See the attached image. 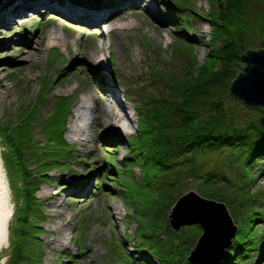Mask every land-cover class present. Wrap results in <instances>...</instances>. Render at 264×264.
<instances>
[{
    "label": "rangeland",
    "instance_id": "1",
    "mask_svg": "<svg viewBox=\"0 0 264 264\" xmlns=\"http://www.w3.org/2000/svg\"><path fill=\"white\" fill-rule=\"evenodd\" d=\"M16 1L0 7V140H4L0 142V167L9 199L0 264H186L200 234L195 223L171 228L168 213L172 205L165 208L164 196L188 191L225 205L236 237L243 242L233 264H264V257L260 258L264 250V156L253 157V145L215 150L204 144L188 161L173 167L181 174L170 173L169 184L156 169L155 173L148 170L147 157H138L139 163L131 167L124 162L133 139L148 153L145 135L140 141L132 137L137 134L135 108L141 100L147 102L144 109H149L154 106L152 98L166 103L174 96L159 76L178 82L192 55L200 66L209 50L221 44L211 41L208 46L212 25L207 1L173 0L181 4L179 9L168 0H94L113 12L108 23L99 24L70 19L44 5L34 10L26 6L12 20L2 19V10ZM66 2L84 4V0ZM152 4L150 13L159 22L145 10ZM211 4L213 11L218 1ZM263 8L262 0L247 3L245 16L254 31ZM119 25L121 30L116 29ZM220 32L216 27L215 38L222 37ZM56 35L64 41H52L50 37ZM254 38L245 39L247 49L261 48L248 46ZM30 48L33 58L26 56ZM52 58L56 63L49 68ZM211 63L209 58L208 69ZM66 64L64 76L54 79ZM105 85L114 94L104 90ZM103 90L124 116L119 134H107V126L94 122L93 107L105 96ZM221 92L228 96L224 98L227 107L238 115L248 113L227 89ZM113 95L128 116L115 105ZM254 108L252 116L260 113L257 108L263 109ZM75 123L81 132L70 131ZM139 164H145V178ZM112 167L120 182L115 172L108 171ZM205 212L202 215L223 221L224 234H229L221 208ZM23 215L28 219L23 224L28 233L21 236L16 226ZM79 233L83 235L74 242ZM184 240L185 244L194 240L186 257L163 255L161 262L150 254L178 252ZM209 241L207 237L206 245ZM230 244L214 264L224 263ZM202 252L201 260L206 255L203 248Z\"/></svg>",
    "mask_w": 264,
    "mask_h": 264
},
{
    "label": "trees",
    "instance_id": "2",
    "mask_svg": "<svg viewBox=\"0 0 264 264\" xmlns=\"http://www.w3.org/2000/svg\"><path fill=\"white\" fill-rule=\"evenodd\" d=\"M206 1L209 5L208 13L212 25V34L208 46L211 41H220L221 44H217L214 51L209 50L204 63L200 66L195 63V55H192L190 65L185 70L183 78L178 82L170 81L166 76H159L173 89L174 96L166 103H160L156 98H152L154 106L149 109H144L143 106L147 102L141 100V105L135 108L138 113L137 134L132 137L140 141L141 136L145 135L148 153H144L141 147H137L133 139L132 144L129 142V152L124 159V162L131 167L133 163H139L138 157L143 156L145 160L147 157L151 165L148 170L155 173L153 170L156 169L167 184L172 181L170 173L181 174L179 169L173 170V167L188 161L204 144L215 150H222L223 148L242 149L250 144L253 145V157L264 156V128L256 120L262 113L260 108H257L260 113L252 116L250 111L254 110V107L244 106L243 102L234 100L248 110L247 114L238 115L225 105L224 98L228 96H224L221 92L227 89L230 96L228 87L238 72L241 71L240 67L243 65L239 55L248 48L245 39L249 35H253L255 40L250 42L248 46L264 47V8L256 21L257 31H254L251 22L245 16V9L249 0H217V8H214L213 11H211V3L215 0ZM262 1L264 3V0ZM168 3L180 9V3L173 0H168ZM112 5L115 6L114 3ZM193 12L198 14L194 10ZM216 27L221 29L222 37L220 39L215 38ZM176 31L181 32V30ZM255 42L257 44H254ZM59 56L61 55L59 54ZM209 58L212 59L210 69L206 67ZM55 63L54 58H52L49 68L53 67ZM67 68V64L64 65L54 79L62 78ZM70 105L71 103L69 107ZM241 117L243 119H240ZM64 126L65 123L63 128ZM16 150L18 151V149ZM113 151H116V147L113 148ZM144 165L139 164V167L144 172L145 178ZM108 171L115 172L118 181H121L120 175L114 167L108 168ZM125 171L126 168L122 170V172ZM61 174H64V171ZM32 195L34 196V192ZM180 195L166 194L164 196L165 208L168 209L173 205ZM20 217L16 226L18 229L16 234L24 236L28 230L23 229V224L28 219L24 215ZM196 229L198 230L197 235H199L201 232L200 224L196 223ZM236 234L228 247L230 254L223 264H233L232 258L241 251L240 246L243 245V242L238 241ZM81 235L83 233H79L73 241L76 242ZM186 242L184 240L183 246L178 249V252L171 249L164 253L150 252V254L161 262L163 255L173 257L172 255L177 253V256L186 257L194 240L189 244H185ZM262 257H264V250L260 255V258ZM186 264L191 263L186 260Z\"/></svg>",
    "mask_w": 264,
    "mask_h": 264
},
{
    "label": "bare ground",
    "instance_id": "3",
    "mask_svg": "<svg viewBox=\"0 0 264 264\" xmlns=\"http://www.w3.org/2000/svg\"><path fill=\"white\" fill-rule=\"evenodd\" d=\"M9 1H11V0H0V7L4 4L8 3ZM66 1L60 2V0H42V1H40V0H17L16 2H14L15 4H13L14 6H12L10 9H8L6 11L2 10L4 13V16L2 17V19L5 18V19H11L12 20V18L14 16L23 13V11L26 9L25 8L26 6L32 7L31 9L34 10L39 5L40 6L44 5V6H46V8H49L50 10H52V11H54L60 15L66 16L70 19L79 20V21L85 22L87 24H99L100 22L108 23L112 19V18L110 19V16L113 14V12L108 7H106L104 4H102L98 1L84 0V4H82L83 6H76V5L70 4L69 2H66ZM77 1H80V0H77ZM125 1H128V0H125ZM133 2L137 3V2H139V0H133ZM151 6H153V4L145 7V10H146V12H148L151 15L152 18H155V21L159 22L160 18L157 16H154L150 13ZM132 26H133V24H132ZM109 28H111V26H109ZM116 29H120V25ZM111 30H113V29H111ZM50 38L52 41H56V40H59L60 42L64 41V38H60L57 35L53 36V37L51 36ZM33 53H34L33 49L30 48L27 51V55H26L27 58H33ZM105 89L109 93L114 94L112 89L108 88L107 85L104 86V90ZM104 90H103V92H104ZM104 93H105V96L103 98H100L99 100H97L95 102L94 107H93L95 109V115L93 118L95 120L94 122L97 123V125L99 127L102 125L107 126L106 131H105L107 134H119L120 132H123V126L121 125V120H122V118H124V116L120 115L116 111V108H115L116 106H114L113 104H111L109 102V100L107 98L108 93L106 91ZM91 98L92 97L90 96V99ZM113 98H115L114 100L117 101L115 105H117V107H119L128 116V113L126 112V107L123 104H120L121 100H118L116 95H113ZM83 103H84V101H83ZM83 103L81 106L84 105ZM87 107H89V106H87ZM78 110H80V109H78ZM78 118H80V116H78ZM76 125L77 124L75 123L72 126L73 128L70 131H73V132H79L80 131L81 132L82 129L78 128V126H76ZM83 140H84L83 138H79L80 142H83ZM8 209H9L8 185H7V180H6V177L4 176L3 170L0 167V244L5 240V234H6V230H7V222H8V217H9V212H8L9 210ZM187 209H188V211L191 210L190 208H187ZM188 211H185V212L183 211L181 213V216L186 217L187 216L186 214H190ZM204 225H205V230H206V237L203 240L201 247L203 248V250L206 251L205 256H212V255H214L213 253L216 251L217 246H219V244L222 245L223 242L225 241V238H224L225 234L223 232V226L221 225L220 221H218L217 219L214 220V217L211 214H209L207 217L205 216ZM207 237H210V241H209L208 245H206ZM202 261L205 264L207 263L205 259H202Z\"/></svg>",
    "mask_w": 264,
    "mask_h": 264
},
{
    "label": "water",
    "instance_id": "4",
    "mask_svg": "<svg viewBox=\"0 0 264 264\" xmlns=\"http://www.w3.org/2000/svg\"><path fill=\"white\" fill-rule=\"evenodd\" d=\"M239 56L243 65L240 67L241 71L238 72L228 87L229 94L231 97L237 98L247 106H262L263 109H260L262 113L256 120L258 124L264 128V47L246 49ZM2 141L4 140H0V142ZM218 207L221 208L226 226L225 229L229 228V234L227 233V235L224 236L225 241L222 245L220 244L217 246L216 251L213 253L214 255L204 257L207 262L206 264H214L218 260L223 248L231 243L236 233V226L226 210L225 205L220 202L203 199L194 191H188L175 201L168 213V223L172 229L177 230L181 225L193 223H198L202 227V232L194 248L187 256V261L191 264H205L201 260V258H203L201 246L206 237L204 225L205 216L202 215V212L204 210L206 212H213L214 208L216 209ZM187 208L191 210L188 211ZM183 211H188L190 214H186V217H182L181 213ZM220 222L221 225L224 224L223 221Z\"/></svg>",
    "mask_w": 264,
    "mask_h": 264
}]
</instances>
